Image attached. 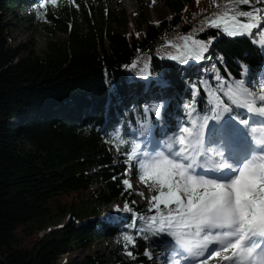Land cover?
I'll list each match as a JSON object with an SVG mask.
<instances>
[{
    "label": "trees",
    "instance_id": "16d2710c",
    "mask_svg": "<svg viewBox=\"0 0 264 264\" xmlns=\"http://www.w3.org/2000/svg\"><path fill=\"white\" fill-rule=\"evenodd\" d=\"M101 3L0 0V264H149L153 256L145 253L160 254L171 237L145 231L144 218L155 212L124 186L130 145L118 146L114 138L137 141L148 124L149 135L162 140L186 119L184 103L206 114L211 97L205 79L213 89L217 75L245 79L254 90L264 84L257 76L264 72V46L246 35L200 30L217 11L211 0H164L171 12L143 28L142 5L131 20L124 9L104 11ZM10 16L65 38L48 41L40 55L15 42ZM128 21L138 25L136 33L126 32ZM188 35L211 40L204 54L212 69L205 73L194 60L169 59L177 54L171 45ZM159 101L165 103L160 116L145 113ZM125 234L135 244L126 245ZM105 238L116 248L89 251ZM76 248L84 251L82 259L61 262ZM124 250L132 255H122Z\"/></svg>",
    "mask_w": 264,
    "mask_h": 264
},
{
    "label": "snow or ice",
    "instance_id": "6c2138e0",
    "mask_svg": "<svg viewBox=\"0 0 264 264\" xmlns=\"http://www.w3.org/2000/svg\"><path fill=\"white\" fill-rule=\"evenodd\" d=\"M257 5L264 6V0H211L217 11L204 18L200 30L216 28L230 37L258 33L254 42L264 46V7ZM180 39L181 45H171L177 54L169 59L181 64L203 59L211 43L193 35ZM215 79L214 89L201 82L211 97L206 114L184 103L186 119L162 140L149 135L148 124L139 129L141 142L114 139L118 146L130 145L125 163L136 167L150 193L146 199L155 214L144 218L145 231L174 242L170 264H208L212 258L217 264H264V84L254 90L245 79ZM161 108L144 111L160 116ZM244 114L248 118H241ZM123 184L132 188L128 179ZM123 239L135 244L130 235Z\"/></svg>",
    "mask_w": 264,
    "mask_h": 264
},
{
    "label": "rangeland",
    "instance_id": "374dc122",
    "mask_svg": "<svg viewBox=\"0 0 264 264\" xmlns=\"http://www.w3.org/2000/svg\"><path fill=\"white\" fill-rule=\"evenodd\" d=\"M101 1H102L101 7L103 8L104 11L114 10L115 8L116 9L122 8L128 13V15H130L131 20H133L132 15H137V13L140 10V6L142 5V11H141L142 24L140 25L141 28H143L146 21L159 19L162 16H165L171 12L168 9V7L165 6L164 0H139V1L138 0H101ZM83 2L88 3L89 0H83ZM15 12L18 16L23 17V13L20 9H16ZM10 18L11 19L13 18L12 21H15L16 23V26L13 27V35L15 38V42L16 43L24 42L27 43L29 46H33L36 52H38V54L40 55L43 53V51L46 50V45L48 41L62 40L65 38V35L61 33H57L53 37H50L49 35L39 30L31 20H27L26 18H14L12 16H10ZM137 26L138 25L136 24V22L128 21V24L126 26V32L132 34L136 33ZM113 27L119 30V27H116V25H113ZM259 75L261 76L262 82H264V73L263 75L262 73H258L257 76ZM205 82L207 83L206 79ZM207 85L209 84L207 83ZM166 86H168L167 83ZM159 102L160 103L157 102V104H161L162 106L165 105L163 101H159ZM149 130L151 129L149 128ZM143 139L144 138L141 139L139 138L137 142H141L143 141ZM109 146H111L112 152H116V147L113 144H109ZM129 169H131V171H129ZM129 169L127 170L126 175H127V179L132 184V188L130 189L131 195H133V198L137 203L139 204L146 203V205L149 206L146 197H148L150 193L146 189L145 185L139 182L138 178H134V175L137 174L136 167L132 164V166L131 165L129 166ZM140 193H143V195H140ZM116 208L124 209V205L121 203H117ZM110 211H107L106 215H109L108 212ZM124 211H128V210L125 209ZM104 212L105 211H102L100 213L101 215L99 218H102V214ZM104 216L105 215H103V217ZM92 218L93 217L88 218L87 220L90 221ZM116 246L117 244L115 240H113L112 238H105L99 241H94L89 251L93 253V251L100 250L101 252L108 254V252L111 249H115ZM173 248H174V242L171 240V238L169 239L166 238L163 244V248L159 250L160 254H156L153 251H150V254L155 259L152 257V261L149 264H170L171 252ZM128 253L129 252L124 250L122 252V255L128 257L129 256ZM84 256H85L84 251L76 248L74 249L73 252L62 255L60 260L61 262H74L75 260L82 259ZM217 261L218 258H212L208 261V264H217ZM184 264H193V262L191 261L184 262Z\"/></svg>",
    "mask_w": 264,
    "mask_h": 264
}]
</instances>
